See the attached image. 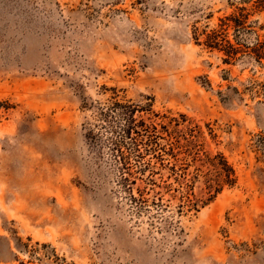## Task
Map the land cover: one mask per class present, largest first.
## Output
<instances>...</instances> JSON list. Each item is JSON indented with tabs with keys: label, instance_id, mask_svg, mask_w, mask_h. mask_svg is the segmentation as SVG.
<instances>
[{
	"label": "rangeland",
	"instance_id": "rangeland-1",
	"mask_svg": "<svg viewBox=\"0 0 264 264\" xmlns=\"http://www.w3.org/2000/svg\"><path fill=\"white\" fill-rule=\"evenodd\" d=\"M243 1L0 0V264H264V62L226 64L194 39ZM110 89L147 106L161 148L127 166L137 205L84 137ZM162 130L223 155L236 185L180 209L164 166L185 156ZM186 162L206 201V168Z\"/></svg>",
	"mask_w": 264,
	"mask_h": 264
},
{
	"label": "trees",
	"instance_id": "trees-1",
	"mask_svg": "<svg viewBox=\"0 0 264 264\" xmlns=\"http://www.w3.org/2000/svg\"><path fill=\"white\" fill-rule=\"evenodd\" d=\"M242 4L232 14L220 19L216 28L202 30L200 34L195 31V43L210 51L222 53L223 63L226 64L237 59L238 55L245 54L252 56L257 63L261 64V62H264V40H259L257 31L262 32V37L264 38V19L256 30L252 28V25L256 24L257 21L249 23V19L254 15H264V0H247L243 1ZM229 31H232L231 36ZM246 34H254L256 37L255 42L250 46L244 44ZM200 37L202 38L201 41H199ZM110 91L111 96L103 104H92L90 106L93 109V114L91 121L83 125L84 137L90 145L107 149L118 169L119 181L124 192L128 194L131 202L137 205L143 196V191L138 188V196H134L132 189L128 188L132 184V174L127 171V166L131 160L138 163L143 156L155 155V152L161 151L156 142L157 136L154 134L157 131L153 124H147L141 117L142 113L149 112L146 109L147 106L140 107L124 102L118 99L115 89H110ZM162 131V133L173 136L176 139L175 143L171 144L168 155L175 162L178 161L176 155L173 154L172 147L179 143V156L182 154L185 156L181 159L179 158V174H177L175 165L164 166L167 169L168 178L174 179L179 189L181 188L182 190H174L179 192L177 199L180 202L178 206L180 209L185 207L187 211L194 210L198 212L200 208L211 202L224 188H233L236 185L237 177L234 169L223 155L216 154L210 157L207 153L202 152L201 144H198L197 141L186 140L182 131H179V140L176 136V131ZM190 136L195 137L193 135ZM181 141H184L185 145ZM164 153L166 152L164 151ZM189 157L193 163L200 162L201 167H205L207 170L204 174V185L208 194L206 201L195 198L192 186L189 185L191 180L198 177V174H196L188 178L187 167L189 165L186 160ZM158 158L156 157L157 163L161 162V159ZM159 165L163 167V163ZM139 171L142 172L144 170L140 169ZM196 171H199V169H196ZM159 188L167 190L169 186H159ZM199 203H201L200 206H198ZM152 205L157 209L156 211L163 210L155 202H152ZM141 209L143 208L140 205L137 210ZM179 213L181 212L179 211Z\"/></svg>",
	"mask_w": 264,
	"mask_h": 264
}]
</instances>
